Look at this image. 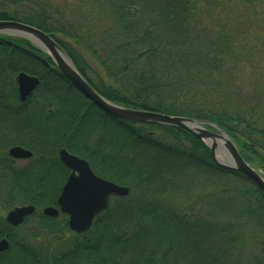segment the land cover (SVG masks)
<instances>
[{
    "label": "trees",
    "instance_id": "16d2710c",
    "mask_svg": "<svg viewBox=\"0 0 264 264\" xmlns=\"http://www.w3.org/2000/svg\"><path fill=\"white\" fill-rule=\"evenodd\" d=\"M77 1L0 0V21L52 35L115 105L215 125L264 175L262 96L248 101L233 73L248 60V26L264 0ZM20 73L41 81L24 103L14 80ZM15 146L33 153L27 165L9 157ZM61 149L130 189L82 235L69 230L66 216L42 214L58 207L69 176ZM205 184L208 192L193 194ZM20 205L37 212L12 229L3 215ZM250 218L264 227V193L219 167L204 142L178 128L109 116L32 42L0 35V241H9L0 264H239L234 251Z\"/></svg>",
    "mask_w": 264,
    "mask_h": 264
},
{
    "label": "water",
    "instance_id": "95a60500",
    "mask_svg": "<svg viewBox=\"0 0 264 264\" xmlns=\"http://www.w3.org/2000/svg\"><path fill=\"white\" fill-rule=\"evenodd\" d=\"M0 34L31 41L49 56L60 73L85 98L104 113L121 121L168 126L186 131L208 146L219 167L242 174L264 193L263 175L245 161L235 143L220 128L208 122L171 117L145 110L127 109L111 103L79 73L54 37L38 28L16 21H0ZM16 84L19 99L24 103L40 86L41 81L37 77L20 73L16 78ZM208 127L212 128L214 132L210 131ZM217 150L220 155H224V161L221 162L216 157ZM9 156L14 160H29L33 157V153L16 146L9 150ZM59 158L71 173L59 196L58 208L46 207L43 214L49 218H57L60 214L68 215L70 230L76 234H83L92 227L95 218L108 208L111 197L125 198L129 196L130 190L128 187L97 176L86 160L70 154L65 149L60 150ZM35 211L34 206L16 207L7 215V222L15 227L20 226ZM8 248L7 240L0 241V253Z\"/></svg>",
    "mask_w": 264,
    "mask_h": 264
},
{
    "label": "rangeland",
    "instance_id": "374dc122",
    "mask_svg": "<svg viewBox=\"0 0 264 264\" xmlns=\"http://www.w3.org/2000/svg\"><path fill=\"white\" fill-rule=\"evenodd\" d=\"M41 1H46V3L48 2L50 5H59L64 7L66 5H71L72 3L75 4V6L79 5V3H77V0ZM9 6V9L13 10V8H11L12 4H10ZM19 10L22 13L20 14L21 16L27 15V13L29 12V8L27 6H19ZM248 30L250 31L251 40L254 41L250 45V49H248L250 50V53L248 50L247 54L245 53L248 60L240 63L239 69H237L233 73L237 85H239L242 93L245 97H247L248 101H256L258 94L262 96L260 106H262L261 116L264 122V4L261 8L258 9V16L252 21V23L249 24ZM68 40L71 41L70 39ZM16 77H14L15 81ZM158 132L156 131V133ZM220 156L221 155L217 150L216 157L220 158ZM218 178L220 177H216V180L214 182L218 183ZM228 181L230 182L229 186L234 185V188H238L242 184L241 179L228 178ZM211 188L212 187L210 186V184H205L203 189L196 188L193 194L197 196L202 195L204 192H208V190H210ZM220 188L221 187L218 186V189ZM235 212L236 215H238V211ZM231 217L225 216L227 220ZM253 221L254 219H247V222L244 225L245 227H241V229L246 232L247 239L240 243H237L235 247L234 252L236 254V257L240 260L239 264H264V227L256 225L254 223L256 222V220L254 222Z\"/></svg>",
    "mask_w": 264,
    "mask_h": 264
},
{
    "label": "flooded vegetation",
    "instance_id": "af4514ba",
    "mask_svg": "<svg viewBox=\"0 0 264 264\" xmlns=\"http://www.w3.org/2000/svg\"><path fill=\"white\" fill-rule=\"evenodd\" d=\"M12 161L13 162H15V163H17L19 166H25V165H27V161H29V160H13L12 159ZM69 171V174L71 173V171L70 170H68ZM22 206H29V205H20V206H16V207H22ZM33 206V205H32ZM15 207V208H16ZM14 209V208H13ZM12 209V210H13ZM12 210H10V211H8L7 213H4V219H5V221H6V223L10 226V227H12V229H19L20 227H23L24 225H25V223H26V221H28L31 217H33V216H30V217H28L27 219H25V222H24V224H22L21 226H17V227H15V226H13V225H11V224H9L8 222H7V215L9 214V212H11ZM35 213L37 212V209L35 208ZM42 212H43V210H42ZM35 213H34V215H35ZM67 217V216H66ZM51 219V218H50ZM68 219V218H67ZM68 222V221H67ZM2 240H7L8 241V239L7 238H4V239H2ZM9 242V241H8ZM3 253V252H2Z\"/></svg>",
    "mask_w": 264,
    "mask_h": 264
},
{
    "label": "bare ground",
    "instance_id": "6f19581e",
    "mask_svg": "<svg viewBox=\"0 0 264 264\" xmlns=\"http://www.w3.org/2000/svg\"><path fill=\"white\" fill-rule=\"evenodd\" d=\"M218 159H219V161H221V162H222V161H224V160H225V157H224V155H221V156H220V158H218Z\"/></svg>",
    "mask_w": 264,
    "mask_h": 264
}]
</instances>
